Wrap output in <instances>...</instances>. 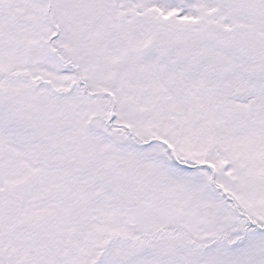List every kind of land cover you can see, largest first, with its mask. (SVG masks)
I'll use <instances>...</instances> for the list:
<instances>
[{
	"label": "snow or ice",
	"instance_id": "6c2138e0",
	"mask_svg": "<svg viewBox=\"0 0 264 264\" xmlns=\"http://www.w3.org/2000/svg\"><path fill=\"white\" fill-rule=\"evenodd\" d=\"M0 264H264V0H0Z\"/></svg>",
	"mask_w": 264,
	"mask_h": 264
}]
</instances>
